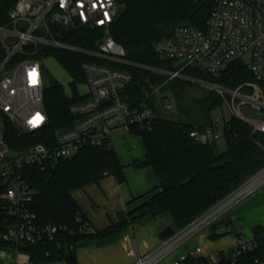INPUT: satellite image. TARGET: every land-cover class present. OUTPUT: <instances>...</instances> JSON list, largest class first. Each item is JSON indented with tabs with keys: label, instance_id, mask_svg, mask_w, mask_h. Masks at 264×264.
<instances>
[{
	"label": "trees",
	"instance_id": "trees-1",
	"mask_svg": "<svg viewBox=\"0 0 264 264\" xmlns=\"http://www.w3.org/2000/svg\"><path fill=\"white\" fill-rule=\"evenodd\" d=\"M120 6L117 17L111 25V34L125 49V58L133 64L111 63L61 48H47L41 57H54L74 78V95L68 96L63 85L52 80L46 83L44 108L48 115L47 124L37 131H25L8 117L2 118L4 141L12 150L25 151L37 143L54 145L57 133L70 128L76 119L70 111L73 103L83 101L77 84L86 82L82 67L84 61H95L113 68L132 73V80L121 90L123 100L136 106L146 100L155 110L151 125H132L130 132L141 137L145 146V158L136 161L137 167L152 166L158 177V184L150 197L121 213L119 220L101 231H92L73 191L98 182L107 175H113L119 182L126 180L125 166L113 147L88 146L69 158L49 161L45 169L26 166L22 169L24 179L33 190L31 209L42 224L67 226L55 239H45L35 244L13 246L3 238L9 219L2 197L0 183V249H13L26 253L33 263L66 259L77 264L76 250L81 242L94 237H105L120 232L139 222L157 220L170 214L177 230H182L211 207L238 189L248 179L264 168V132L234 114L223 120L226 149L217 150L216 142H201L192 136L195 129L212 124V111L223 104L225 98L209 89L208 94L195 103L207 113L206 123L191 117L189 121L175 119L157 111L156 94L150 84H161V94L174 90L181 100L176 86L164 74L153 68L177 70L171 59H163L156 50V43L171 35L181 26L205 28L213 3L208 0H116ZM16 0H3L0 7V21ZM2 18V19H1ZM59 38L84 50L99 49L102 28L79 29L56 27ZM182 72L188 76L216 83L227 88H236L245 81L255 80L249 66L243 61L234 62L228 69L212 74L198 67L187 66ZM47 79V78H46ZM264 86V83H263ZM189 113V114H188ZM73 232L72 234L70 232ZM255 240L258 245L252 251L236 257L234 251L224 255L219 262L189 254V264H255L264 259V229L256 228ZM72 246V248H71Z\"/></svg>",
	"mask_w": 264,
	"mask_h": 264
},
{
	"label": "built area",
	"instance_id": "built-area-1",
	"mask_svg": "<svg viewBox=\"0 0 264 264\" xmlns=\"http://www.w3.org/2000/svg\"><path fill=\"white\" fill-rule=\"evenodd\" d=\"M208 1L213 3V8L205 28L181 26L156 43V50L161 56L182 60L181 67L177 70H153L168 79L193 80L215 90L228 98L226 103L232 114L251 123L255 130L264 132V119L258 115L264 113V0ZM2 3L3 0H0V7ZM119 8L116 0H16L6 18L0 21V183L4 187V211L9 219L3 238L13 246L55 239L68 231L67 226L42 225L37 221L31 209L33 190L24 179V167L45 169L49 161L69 158L85 147H111V133L115 129L129 130L132 125H151L155 119V110L146 100L131 106L122 99L120 92L133 77L130 71L84 61L86 98L70 106L76 119L70 128L57 133L56 143H37L20 152L10 149L4 141L3 117L13 120L25 131L40 130L48 122L44 108L45 57H41L47 48L85 53L111 63L133 64L125 58L124 47L111 34V25ZM56 27L102 28L104 32L98 41L99 49L84 50L62 41L59 38L61 32ZM239 60L249 66L255 80L245 81L236 88H227L182 72L185 67L193 66L217 74ZM161 86L159 83L150 84L152 93L162 95ZM160 101L164 109L172 107L169 99ZM223 134L224 125L219 119L192 132V136L201 142H216ZM263 172L252 176L133 264L160 262L191 235L210 226L240 199L264 184L263 177L260 183L248 188ZM257 245L255 239L239 238L233 262L237 256L254 250ZM201 252V247H197L191 254L196 256ZM170 264H182V261L174 260Z\"/></svg>",
	"mask_w": 264,
	"mask_h": 264
},
{
	"label": "crops",
	"instance_id": "crops-1",
	"mask_svg": "<svg viewBox=\"0 0 264 264\" xmlns=\"http://www.w3.org/2000/svg\"><path fill=\"white\" fill-rule=\"evenodd\" d=\"M111 144L125 166L126 180L119 182L115 176L107 175L73 191L92 231H101L116 223L121 213L146 201L158 184L152 166L137 167L135 164L145 158V146L139 135L130 130L115 129L111 133ZM164 218L130 225L120 232L81 242L76 250L77 264H133L162 243L159 232L164 227L171 225L178 231L172 220ZM256 228L264 229V184L240 199L210 226L193 234L158 264H170L174 260L189 264L187 258L197 247L202 249L197 257L219 262L224 255L234 251L239 238L254 240ZM0 264L69 263L66 259L33 263L26 253L0 249ZM255 264H264V259Z\"/></svg>",
	"mask_w": 264,
	"mask_h": 264
},
{
	"label": "rangeland",
	"instance_id": "rangeland-1",
	"mask_svg": "<svg viewBox=\"0 0 264 264\" xmlns=\"http://www.w3.org/2000/svg\"><path fill=\"white\" fill-rule=\"evenodd\" d=\"M162 58L165 59V57L163 56ZM43 62H44V70L47 78L46 83L48 84L55 79L56 81H58L63 85L65 93L68 96L72 97L75 91V87L73 85L74 82L73 75L69 71H67V69L64 68V66L61 64L60 61H58L54 57H45ZM171 63L173 68H180L183 61L171 60ZM171 84L176 86V91L181 94V100L177 98L174 90H167L164 93H162V95L159 96L156 95V100L154 102L157 111H160V113H165L166 116L175 119H182L185 121H189L191 117H189L186 112L190 110V113L193 116H195L197 120L199 121L201 120L202 123H206L207 121L206 119L208 118L207 113L204 110L202 111V108L195 103V100L205 97L208 94V90L210 88L206 87L204 84L199 83L197 81H193V80L191 81L184 78H176L171 82ZM76 86L80 94L86 93L87 87L85 83L84 84L78 83ZM164 98H167L171 101L172 107L170 109H164L163 106L161 105L160 99H164ZM224 98H225V104L214 109L211 113L213 119H219L222 124H223V120L228 119L232 114L229 105L226 103V99L228 98L226 97ZM216 144L218 151H223L226 149V142L223 137L219 138ZM227 211H225L219 218L227 214ZM164 219L172 220V217L170 216V214H167ZM140 223L141 222H139V224ZM190 237L189 239H191Z\"/></svg>",
	"mask_w": 264,
	"mask_h": 264
},
{
	"label": "water",
	"instance_id": "water-1",
	"mask_svg": "<svg viewBox=\"0 0 264 264\" xmlns=\"http://www.w3.org/2000/svg\"><path fill=\"white\" fill-rule=\"evenodd\" d=\"M258 115L260 117H262L264 119V113H258ZM264 168L262 170H260L259 172H257L255 174V176H257L258 174L261 173V171H263ZM246 183V182H245ZM244 183V184H245ZM242 186V185H241ZM176 234V231L175 229L171 226V225H168L166 227H164L160 232H159V238L162 240V241H166L168 239H170L171 237H173L174 235Z\"/></svg>",
	"mask_w": 264,
	"mask_h": 264
},
{
	"label": "bare ground",
	"instance_id": "bare-ground-1",
	"mask_svg": "<svg viewBox=\"0 0 264 264\" xmlns=\"http://www.w3.org/2000/svg\"><path fill=\"white\" fill-rule=\"evenodd\" d=\"M263 175H264V172H263L262 175H260L258 178L256 177V178H255V179L249 184L248 188H251V187L257 185L258 183H260V182L262 181L263 177H264Z\"/></svg>",
	"mask_w": 264,
	"mask_h": 264
}]
</instances>
